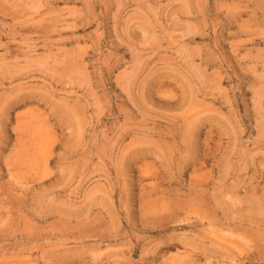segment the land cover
Listing matches in <instances>:
<instances>
[{"label": "rangeland", "instance_id": "obj_1", "mask_svg": "<svg viewBox=\"0 0 264 264\" xmlns=\"http://www.w3.org/2000/svg\"><path fill=\"white\" fill-rule=\"evenodd\" d=\"M0 264H264V0H0Z\"/></svg>", "mask_w": 264, "mask_h": 264}]
</instances>
